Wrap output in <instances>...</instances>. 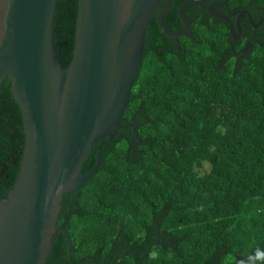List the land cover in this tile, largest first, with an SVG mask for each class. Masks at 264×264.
<instances>
[{
  "label": "trees",
  "instance_id": "trees-1",
  "mask_svg": "<svg viewBox=\"0 0 264 264\" xmlns=\"http://www.w3.org/2000/svg\"><path fill=\"white\" fill-rule=\"evenodd\" d=\"M188 1L173 0L169 28H183L178 9ZM231 1L254 22L246 17L237 40L198 5L185 10L191 36L168 35L157 12L151 17L122 126L84 161L86 171L104 148L92 177L62 196L57 225L67 229L70 257L59 231L45 264H264V0ZM77 15L78 0H57L54 40L64 67ZM24 144L7 77L0 197L17 178Z\"/></svg>",
  "mask_w": 264,
  "mask_h": 264
},
{
  "label": "water",
  "instance_id": "water-1",
  "mask_svg": "<svg viewBox=\"0 0 264 264\" xmlns=\"http://www.w3.org/2000/svg\"><path fill=\"white\" fill-rule=\"evenodd\" d=\"M172 1L78 0L74 51L64 67L54 40L57 0H0V86L10 78L25 130L17 178L0 197V264H45L59 231L70 257L67 229L57 225L62 196L92 177L104 148L86 171L84 161L122 126L151 17L157 12L168 35L191 36L185 10L206 0L179 7L180 30L164 22ZM209 11L228 23L233 40L239 38L240 24L212 6Z\"/></svg>",
  "mask_w": 264,
  "mask_h": 264
},
{
  "label": "flooded vegetation",
  "instance_id": "flooded-vegetation-1",
  "mask_svg": "<svg viewBox=\"0 0 264 264\" xmlns=\"http://www.w3.org/2000/svg\"><path fill=\"white\" fill-rule=\"evenodd\" d=\"M163 4H164V1L162 2V5ZM198 6H201V9L203 10V12L205 14H207V15H213L209 11V7L212 6V9L213 10H215L217 12H220L224 16H227L230 19V21L235 26L237 24H240L241 25V23H246V17H247L248 21L250 22V24H253L254 23L253 20H252L251 12L247 8H241L240 11L238 12V5L232 4V1L231 0H206L202 5H198ZM260 23H261V21H260ZM260 23L257 26H259ZM178 30H180V29H178ZM240 36H241V34H240ZM240 36H239V38H240ZM232 50H234V47H232ZM78 263H75V264H78Z\"/></svg>",
  "mask_w": 264,
  "mask_h": 264
},
{
  "label": "rangeland",
  "instance_id": "rangeland-1",
  "mask_svg": "<svg viewBox=\"0 0 264 264\" xmlns=\"http://www.w3.org/2000/svg\"><path fill=\"white\" fill-rule=\"evenodd\" d=\"M209 167H210V165H209V163H207L205 168H209Z\"/></svg>",
  "mask_w": 264,
  "mask_h": 264
}]
</instances>
